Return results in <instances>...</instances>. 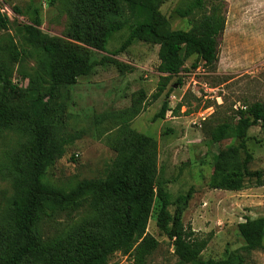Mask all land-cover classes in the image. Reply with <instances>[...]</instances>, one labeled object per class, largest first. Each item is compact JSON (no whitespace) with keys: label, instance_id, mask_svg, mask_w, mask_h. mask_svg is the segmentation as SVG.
I'll return each mask as SVG.
<instances>
[{"label":"rangeland","instance_id":"rangeland-1","mask_svg":"<svg viewBox=\"0 0 264 264\" xmlns=\"http://www.w3.org/2000/svg\"><path fill=\"white\" fill-rule=\"evenodd\" d=\"M224 1L226 28L215 70L195 55L172 79L170 94L156 98L161 46L141 40L113 55L134 24L120 0H0L1 12L11 21L8 28H0V102L4 99L6 109L16 114L0 136V263L14 248L16 211L26 195L36 153L34 119L42 113L58 133L62 150L46 172L47 185L69 191L85 180L121 177L138 183L148 167L171 196L169 227L182 223L198 238L209 240L202 260L237 256L241 264H264V240L260 248L248 250L238 230L247 219L264 217V187L239 192L208 187L218 162L226 172L237 173L249 156L250 171L264 169V122L247 131L245 148L234 132L240 110L264 103V0ZM192 2L144 0L168 19L171 30H189L201 15L178 17L177 11ZM34 9H40L44 34L94 62L90 74L59 86L53 95L47 57L22 32ZM113 24L123 27L108 38L103 50ZM165 101L166 118L155 119ZM223 123L231 124V130L221 143H211ZM190 190L191 199L179 217L176 200ZM159 210L155 198L147 232L159 247L147 264H178L173 240L158 224ZM122 211L121 203L109 196L98 210L84 206L71 216L40 221L34 230L47 243L43 256L39 261L27 258L23 264H78L114 239L124 223ZM110 264L134 262L115 254Z\"/></svg>","mask_w":264,"mask_h":264},{"label":"trees","instance_id":"trees-1","mask_svg":"<svg viewBox=\"0 0 264 264\" xmlns=\"http://www.w3.org/2000/svg\"><path fill=\"white\" fill-rule=\"evenodd\" d=\"M133 28L121 48L114 56L129 46L141 40H153L161 47L159 51L158 92L156 98L169 88L172 79L182 73L186 62L197 55L203 65L215 70L220 57V45L226 28V2L224 0H193L185 10H178L181 19H188L201 12L198 18L192 20L189 30H171L168 19L162 14H156L145 5L144 0H120ZM30 16V24L22 27L26 38L40 47L47 57V69L52 80L50 94L53 95L61 85H71L80 76H87L94 67V62L86 56H79L65 50L60 40L44 34L40 30V9H34ZM11 21L0 9V28L6 29ZM122 24H113L106 33L102 48L108 38L121 30ZM107 60V58H104ZM181 85V83H179ZM183 104L177 105L176 112ZM168 102H164L155 119L166 118ZM14 111L7 110L4 99L0 102V136L8 128V120L15 117ZM264 122V103L256 102L240 110L234 132L245 146L247 131ZM36 153L27 176L26 195L16 211L17 233L14 248L10 256L0 264H23L27 258L41 260L46 241L34 225L40 221H53L56 218L71 216L82 207L88 210H98L109 196L116 198L123 208L124 218L121 229L114 234V239L98 252L89 255L78 264H110L115 254L131 258L134 264H147L148 258L157 250L159 242L148 234V225L152 215V204L155 198L159 200L160 210L158 224L173 240L174 254L178 264H241L237 256H229L222 261H204L202 252L209 240L198 238L192 228L179 223L170 228L173 217L169 212L172 206L171 196L164 186L154 181L151 169L145 167L138 183L130 184L124 178L108 179L106 181L79 182L73 189L67 191L56 189L44 182L47 170L62 156L61 142L55 128L45 122L42 113H37L35 119ZM231 130V124L223 123L212 135L211 143H221ZM245 148V147H244ZM228 152H221L219 158H225ZM249 157V156H248ZM245 165L241 172L229 173L222 168L221 163L215 166L214 174L209 181L210 190L239 192L249 187H264V169L250 171ZM193 190L176 200L178 216L185 212ZM239 235L245 241L248 250L260 248L264 240V217L247 219L238 226Z\"/></svg>","mask_w":264,"mask_h":264}]
</instances>
